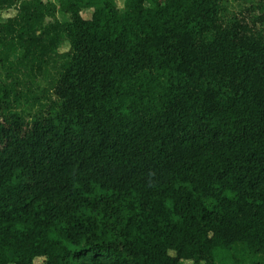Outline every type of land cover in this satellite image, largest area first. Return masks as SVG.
I'll use <instances>...</instances> for the list:
<instances>
[{
  "label": "trees",
  "instance_id": "trees-1",
  "mask_svg": "<svg viewBox=\"0 0 264 264\" xmlns=\"http://www.w3.org/2000/svg\"><path fill=\"white\" fill-rule=\"evenodd\" d=\"M115 1L0 0V264H264V0Z\"/></svg>",
  "mask_w": 264,
  "mask_h": 264
},
{
  "label": "rangeland",
  "instance_id": "rangeland-1",
  "mask_svg": "<svg viewBox=\"0 0 264 264\" xmlns=\"http://www.w3.org/2000/svg\"><path fill=\"white\" fill-rule=\"evenodd\" d=\"M121 4H122V2H121ZM117 6L119 8H122L119 5H117ZM244 6H238L236 4L229 3V5L227 6L228 15L231 16V15L235 14L236 12L239 11V9L241 7H244ZM14 14H15L14 10H9V11H5V12L0 13V17H1V20L4 22L7 18L12 17ZM90 15H91V11L82 12V17L84 19H88L90 17ZM58 19L60 21H67L68 17L58 16ZM66 50H67V46H64L60 49V52H64ZM53 71H54L53 68L49 69L50 74H53ZM42 85L44 86V83ZM46 86H44V87H46ZM223 261H224V264H252L255 261H261V258L260 257H252L251 255L246 253V251L244 250V248L242 246L237 245L233 249V251H231L230 253L226 254V256L223 257ZM34 263L35 264H41L42 260L41 259H35Z\"/></svg>",
  "mask_w": 264,
  "mask_h": 264
},
{
  "label": "crops",
  "instance_id": "crops-1",
  "mask_svg": "<svg viewBox=\"0 0 264 264\" xmlns=\"http://www.w3.org/2000/svg\"><path fill=\"white\" fill-rule=\"evenodd\" d=\"M115 2L117 5H118V3H121V2L123 3V1H121V0H116Z\"/></svg>",
  "mask_w": 264,
  "mask_h": 264
}]
</instances>
